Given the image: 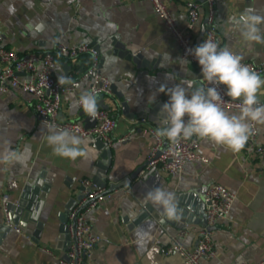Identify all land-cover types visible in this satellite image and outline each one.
I'll return each mask as SVG.
<instances>
[{"label":"crops","instance_id":"crops-1","mask_svg":"<svg viewBox=\"0 0 264 264\" xmlns=\"http://www.w3.org/2000/svg\"><path fill=\"white\" fill-rule=\"evenodd\" d=\"M164 1L184 26L186 0ZM249 8L264 16V0H216L212 15L219 44L260 63L264 45L249 48L225 24ZM205 14L202 5L193 30L195 46L202 43ZM0 32L4 45L20 54L52 50L59 41L94 44L100 70L112 83L111 95L97 96L99 107L115 119L111 142L97 135L83 137L89 155L73 161L52 152L46 128H60L39 121L23 92L0 91V156L12 150L22 157L21 161L0 163V264H58L69 244L67 213L79 195L83 177L107 188L127 179L86 213L100 235L87 264H179V255L167 254L165 248L179 229L187 230L182 242L189 248L195 245V227L203 221V194L211 183L225 185L236 197L228 217L214 226L215 254L205 263L257 264L263 259L264 155H256L246 145L233 152L199 138L198 151L206 161L187 162L173 175L155 169L145 177L142 171L128 179L146 161L153 137L142 129L158 127L166 90L182 79L202 83L195 64L179 59L174 37L149 0H0ZM55 58L56 76L87 66L86 56L69 59L56 54ZM260 75L264 77V73ZM87 86L82 82L63 97L59 119L94 124L76 102ZM258 98L264 104V90ZM257 142L264 143V125H258ZM159 186L175 194L178 219H169L145 200L147 192ZM3 194L8 197L10 213L20 206L15 214L21 232L5 224Z\"/></svg>","mask_w":264,"mask_h":264},{"label":"built area","instance_id":"built-area-1","mask_svg":"<svg viewBox=\"0 0 264 264\" xmlns=\"http://www.w3.org/2000/svg\"><path fill=\"white\" fill-rule=\"evenodd\" d=\"M149 1L166 30L174 37L178 46L179 59L195 64L202 77L198 61L194 56L188 54V50L194 48L193 30L200 17L201 6L204 4H207L209 14L202 42L205 39L218 42L216 24L212 15V5L216 0H186L184 26H180L174 19L164 0ZM56 54L69 59L86 56L87 66L81 70H69L56 76L54 73ZM99 61L100 55L97 47L89 42L65 43L59 41L52 50L20 54L15 49L4 45L3 36L0 32V91L19 89L31 104L36 118L48 126H57L62 130L67 129L81 137L97 135L106 143H110V133L115 126V119L105 108L99 107L98 116L94 120V124L90 126L78 120L59 119L63 97L79 87L82 82L88 83L86 92H93L96 96L112 94L111 80L101 72ZM242 63L250 66L259 74L264 73V61L256 63L249 59H243ZM59 78H61L60 83ZM63 78H67L69 82H62ZM202 83L207 86L206 81H202ZM218 91L224 99L222 105L224 109L239 110L240 101L227 97L223 85L219 86ZM81 95L76 97L78 106ZM168 99L167 95V101ZM142 133L153 137L145 161L147 168L156 167L173 175L180 172L187 162L207 160L198 151L199 138L195 136L189 140H181L170 151L169 142L164 139H157L154 128H143ZM257 134L258 125L255 126L254 134L249 138L246 147L256 155H264V143L257 142ZM79 185V195L68 210L65 221L69 244L64 254L58 257V264H87L92 258L95 244L100 240V235L93 230L91 223L87 220L86 213L110 197L111 192L106 186L88 177L81 178ZM235 197V192L225 185L220 183L209 184L202 198L204 223L195 227V245L191 248L187 247L181 240L187 230L179 229L171 235L165 253L179 255V264H206L204 260L213 257L215 254L214 226L218 220L228 217ZM1 202L5 224L12 227L16 232H21V228L17 224L11 223L6 194L2 195ZM263 263L264 257L257 264Z\"/></svg>","mask_w":264,"mask_h":264},{"label":"clouds","instance_id":"clouds-1","mask_svg":"<svg viewBox=\"0 0 264 264\" xmlns=\"http://www.w3.org/2000/svg\"><path fill=\"white\" fill-rule=\"evenodd\" d=\"M225 24L229 31L238 32L249 48L255 44L264 45V16L252 9L228 18ZM188 54L198 61L202 74L200 80L206 81L207 86L182 79L181 83L166 90L169 99L161 105L157 115L156 138L166 139L170 151L181 140L195 136L240 152L254 134L255 126L264 125V104L258 98L264 90V77L242 63V55L229 47H221L212 39H205L189 49ZM168 78L174 80L171 74ZM62 82L69 81L63 78ZM220 85L225 86L227 97L240 101L237 113L230 114L222 106L224 99L218 91ZM160 91L164 92L165 88L161 87ZM78 103L91 120L97 118L99 103L96 94L85 92ZM46 133L47 143L55 155L73 161L89 155L86 139L76 133L56 127H47ZM21 160V155L12 150L0 156V163ZM145 200L161 209L169 219H178L173 192L159 186L148 191Z\"/></svg>","mask_w":264,"mask_h":264},{"label":"water","instance_id":"water-1","mask_svg":"<svg viewBox=\"0 0 264 264\" xmlns=\"http://www.w3.org/2000/svg\"><path fill=\"white\" fill-rule=\"evenodd\" d=\"M202 1V0H200ZM204 7H205V10H206V14H205V21H207L208 19V14H209V9H208V6L207 4H204ZM194 47H196L194 45ZM86 125V124H85ZM155 169H157L156 167H150V168H147L146 167V162L143 163L142 165L138 166L132 173L131 175L128 177V179H131V178H135L137 177V175L140 173V172H144L143 173V177L147 176L149 173L153 172ZM127 183V179H125L124 181H119L117 183H112V185L110 187H108V190H113V189H116L120 186H122L123 184ZM101 184V183H100ZM103 185V184H101ZM105 186V185H104ZM20 208V206H18L17 208H15L14 210V214L10 213V217H11V223L12 224H16V214L18 213V209ZM202 208H203V211H204V204H202ZM16 212V214H15ZM31 219L32 220H35V217L31 216ZM204 223V213H203V221H202V224Z\"/></svg>","mask_w":264,"mask_h":264}]
</instances>
